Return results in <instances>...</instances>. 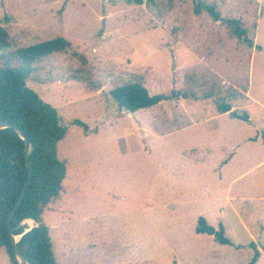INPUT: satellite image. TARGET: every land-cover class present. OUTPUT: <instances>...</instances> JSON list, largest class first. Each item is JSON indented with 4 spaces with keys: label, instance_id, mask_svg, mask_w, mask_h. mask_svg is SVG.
<instances>
[{
    "label": "rangeland",
    "instance_id": "rangeland-1",
    "mask_svg": "<svg viewBox=\"0 0 264 264\" xmlns=\"http://www.w3.org/2000/svg\"><path fill=\"white\" fill-rule=\"evenodd\" d=\"M198 3L240 19L253 47ZM0 26L16 49L72 45L31 81L68 128L43 215L58 264H250L264 249V144L245 140L264 133V0H0ZM131 82L169 100L129 114L110 92ZM200 218L233 245L198 234Z\"/></svg>",
    "mask_w": 264,
    "mask_h": 264
},
{
    "label": "trees",
    "instance_id": "trees-1",
    "mask_svg": "<svg viewBox=\"0 0 264 264\" xmlns=\"http://www.w3.org/2000/svg\"><path fill=\"white\" fill-rule=\"evenodd\" d=\"M130 2L137 6H154L157 0ZM202 10H206L214 21L225 23L232 38L253 47L254 43L248 38L247 29L240 19H223L215 7L198 3L195 13L199 15ZM15 42L9 32L0 26V122L19 127L32 144V182L24 201L10 218V227L14 236L19 237L16 246L29 264H58L50 228L45 224L43 215L62 197L67 165L58 158V145L66 137L68 128L60 124L57 109L34 90L31 81L37 72V63L55 53L68 51L72 45L61 37L17 49ZM110 95L122 110L133 115L169 100L168 96L151 94L140 82L118 87ZM217 109L226 114L232 107L218 104ZM230 117L246 122L250 119L247 113L238 110L231 112ZM72 124L87 129L81 121ZM261 136L264 143V133ZM27 180L25 141L13 128L0 130V249L6 251L11 264L19 262L12 245L8 219ZM29 220L36 222L37 226L30 228L26 223ZM196 232L209 234L222 245H233L225 237L224 228L216 230L204 218H200ZM254 254L250 264H256L260 257L259 251Z\"/></svg>",
    "mask_w": 264,
    "mask_h": 264
},
{
    "label": "water",
    "instance_id": "water-1",
    "mask_svg": "<svg viewBox=\"0 0 264 264\" xmlns=\"http://www.w3.org/2000/svg\"><path fill=\"white\" fill-rule=\"evenodd\" d=\"M175 68V66L173 67V69ZM8 128H13L18 134L19 136L25 141V158H26V163H27V167H28V180L23 188V191L16 203V205L14 206L9 219H8V227H9V233H10V237H11V241H12V245L15 249V253H16V257L17 260L19 262V264H29L28 261L24 258V256L20 253V251L17 248V241L19 237L14 236V230L10 227V218L14 215V213L19 209L20 205L22 204V202L24 201L30 184L32 182V176H33V167H32V162L30 160V152L32 150V144L31 142L27 139L26 135L24 134V132L17 126L11 125L7 122H0V130H4V129H8ZM32 223V226H30V228H34L37 226V223L29 220ZM27 222V221H26Z\"/></svg>",
    "mask_w": 264,
    "mask_h": 264
},
{
    "label": "crops",
    "instance_id": "crops-1",
    "mask_svg": "<svg viewBox=\"0 0 264 264\" xmlns=\"http://www.w3.org/2000/svg\"><path fill=\"white\" fill-rule=\"evenodd\" d=\"M165 102H167V101H165ZM165 102H162L161 104H163V103H165ZM161 104H159V105H161ZM158 105V106H159ZM156 107V106H155ZM153 108V107H152ZM146 111V110H145ZM145 111H143V112H145ZM141 114V113H140ZM221 114V113H220ZM227 114V113H226ZM139 115V114H138ZM225 115V114H224ZM230 116V115H229ZM231 118V117H230ZM232 119V118H231ZM234 120H236V119H234ZM248 122H251V120L249 119V121ZM261 140L262 141V136H260L259 134H257V135H255V136H253L252 138H248V139H245L246 141H249V142H253V141H255V142H257L258 140ZM263 142V141H262ZM264 144V143H263ZM66 176H67V174H66ZM28 222V224H31V221H27ZM32 226V225H31ZM213 237V236H212ZM214 238V237H213ZM252 246H254L255 247V249L257 248V250L260 252V257H259V259H258V261L256 262V264H259L262 260H263V255H264V249H262L261 247H258V245L256 244V246L255 245H252ZM0 251H4V254L5 255H0V264H11V262H10V259H9V256H8V254L6 253V251L4 250V249H0Z\"/></svg>",
    "mask_w": 264,
    "mask_h": 264
}]
</instances>
